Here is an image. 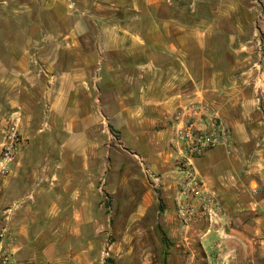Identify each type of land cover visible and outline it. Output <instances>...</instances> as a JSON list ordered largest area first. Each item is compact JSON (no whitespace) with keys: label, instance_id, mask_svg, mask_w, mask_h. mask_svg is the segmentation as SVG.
<instances>
[{"label":"crops","instance_id":"1","mask_svg":"<svg viewBox=\"0 0 264 264\" xmlns=\"http://www.w3.org/2000/svg\"><path fill=\"white\" fill-rule=\"evenodd\" d=\"M262 14L264 0H0V133L18 113L27 146L44 134L51 148V160L10 166L4 199L21 214L18 264H106L102 214L122 208L121 194L133 221L154 202L153 185L141 201L125 190L138 164L165 214L175 210L184 174L172 121L189 102H209L231 128V151L212 148L193 168L233 224L225 247L241 248L243 213L264 189V107L250 90L257 75L264 83ZM114 136L128 155L123 170L107 160Z\"/></svg>","mask_w":264,"mask_h":264},{"label":"rangeland","instance_id":"2","mask_svg":"<svg viewBox=\"0 0 264 264\" xmlns=\"http://www.w3.org/2000/svg\"><path fill=\"white\" fill-rule=\"evenodd\" d=\"M259 38L262 40V45H264V35L259 36ZM258 77L259 75L250 81V90L255 94L257 106L264 107V83ZM205 103H208L217 112L220 119L229 127L217 109L209 102ZM21 124H23L21 115L11 112L2 129V133H0V160L2 158L3 144L8 136L13 133L17 137V149L13 160H51V148L48 139H41V136L43 138L44 134L40 135V142L37 143V146L30 148L26 144L27 139L24 137L25 132L22 131ZM45 124H47V118L44 113L41 118V127L44 128ZM252 124L255 132L254 135L259 137L260 131L257 128L259 125L257 122H253ZM229 129L231 131L230 127ZM118 139L119 136H116L115 139L111 138L110 145L105 151H109L110 153L107 160H120L123 170L125 166L129 167V164H125L124 161L128 155L124 148L121 147L122 145L120 147L117 146ZM106 140L108 141L109 139L106 138ZM231 147L232 143L230 147L223 148H226L230 152ZM115 151L120 152V154L117 155ZM137 168V181L128 183L125 190L137 193V199L141 201L144 193L150 190V185H153L154 202L151 207H148L147 212L139 213L138 218L133 221L130 218L135 214L129 212V210H133L134 207H129L128 205L125 208L123 202L127 203L128 198H124L125 196L121 194V197L116 200L117 203L121 201L122 208L116 212L102 214L107 220L110 219L111 223L110 226L107 225L108 228L104 229L102 233L106 244V251L102 253V256L106 264H163V251L165 252V264H264V246L256 241L255 230L252 229L257 224V221L264 222V189H255V192L251 195V210L243 213L241 221L247 227L246 234L248 239L243 244H240L242 250L241 248L231 249L225 247V241L231 239L228 226L231 229L233 224L228 225L225 222V216L212 226L203 218H199L189 225L181 224L177 217L176 206L175 210L171 208V212L165 214V203L163 201L160 203L163 210L159 206V198L161 199L159 185L152 177H149L145 173L143 166L138 164ZM6 184L3 186L2 193H0V218H2L3 209L7 207L16 208L15 204L8 206L5 202L4 192ZM109 200L111 201L110 198ZM105 201L107 202L106 204L111 205L110 201H107V199ZM131 204H133V201ZM16 211L17 209H14L12 212V227H15V231L19 224L18 220L21 217V214L16 213ZM224 215H226V212ZM167 216L171 220V224L169 225L164 220L167 219ZM14 217L16 218V224L13 226ZM159 229H161V232L164 233V236L168 240L166 246L162 245V234ZM183 236H185L186 240H182ZM109 245L113 246L111 250L107 249ZM108 251L109 253L112 252L111 256L105 255V252Z\"/></svg>","mask_w":264,"mask_h":264},{"label":"built area","instance_id":"3","mask_svg":"<svg viewBox=\"0 0 264 264\" xmlns=\"http://www.w3.org/2000/svg\"><path fill=\"white\" fill-rule=\"evenodd\" d=\"M260 55L264 61V45L260 43ZM172 127L175 140L181 150L179 168L183 171L180 195L176 212L181 224L189 225L203 218L210 226L217 224L224 216V208L216 193L211 190L205 179L193 168V160L206 151L216 147H230L232 133L220 119L217 112L205 102H189L179 107L173 116ZM17 137L10 134L3 144L0 160V193L7 182L10 166L16 160ZM7 207L0 218V264H18L15 260L16 233L12 227V212ZM108 256V252H105Z\"/></svg>","mask_w":264,"mask_h":264},{"label":"trees","instance_id":"4","mask_svg":"<svg viewBox=\"0 0 264 264\" xmlns=\"http://www.w3.org/2000/svg\"><path fill=\"white\" fill-rule=\"evenodd\" d=\"M161 201H162V200L159 198V206H160ZM160 207H161V209L163 210L162 204H161ZM159 231L161 232V229H159ZM161 234H162V237H161L162 245H163V246H166L168 240H167L166 236H164V233H163V232H161ZM164 255H165V252L163 251V252H162V262H163V264H165V256H164Z\"/></svg>","mask_w":264,"mask_h":264}]
</instances>
